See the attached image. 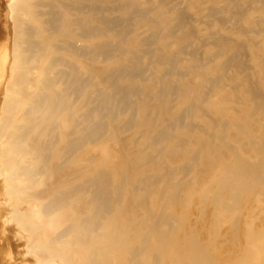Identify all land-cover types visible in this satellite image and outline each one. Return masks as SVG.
Listing matches in <instances>:
<instances>
[{"label": "bare ground", "instance_id": "bare-ground-1", "mask_svg": "<svg viewBox=\"0 0 264 264\" xmlns=\"http://www.w3.org/2000/svg\"><path fill=\"white\" fill-rule=\"evenodd\" d=\"M0 6L21 263L264 264V0Z\"/></svg>", "mask_w": 264, "mask_h": 264}, {"label": "rangeland", "instance_id": "rangeland-1", "mask_svg": "<svg viewBox=\"0 0 264 264\" xmlns=\"http://www.w3.org/2000/svg\"><path fill=\"white\" fill-rule=\"evenodd\" d=\"M0 2L2 3V0H1ZM0 7H2V6H0ZM0 9H1V8H0ZM68 30H69V29H68ZM45 40H46V39H45ZM0 50H2V49H0ZM7 50H8V49H7ZM2 51H3V50H2ZM2 51H0V54H1ZM9 54H10L9 59L11 58L12 61H11V59H10V65L7 66V71H9L10 66H11V64L13 63V60H14V56H13V58H12V57H11V56H12V55H11V51L8 50V55H9ZM8 68H9V69H8ZM3 84H4V85H3ZM3 84H0V88L4 89V87H5V90H2V89L0 90V107L3 108V110H5L4 105H6V104H4V101L6 102L5 99H6V97H7V90H6V88H7V83L3 82ZM5 84H6V85H5ZM2 86H3V87H2ZM3 91L6 93V94H5V98H4V92H3ZM3 98H4V100H3ZM2 104H3V106H2ZM1 108H0V112L2 111ZM2 112H3V111H2ZM4 112H5V111H4ZM3 114H4V113H2V114L0 113V116H3ZM126 138H127V137H126L125 135L122 136V140H125ZM0 143H1V142H0ZM108 145H109V148H110V147H112V146L114 145V142H113V141H110V142L108 143ZM0 148H1V144H0ZM0 152H1V151H0ZM0 154H1V153H0ZM0 157H1V156H0ZM0 159L2 160V157H1ZM1 160H0V161H1ZM1 166H2V163H0V169H1ZM63 176H65V175H63ZM0 177H1L0 179H2V176H0ZM61 180H62V177L58 178V179H57V182L60 183ZM1 181H2V180H1ZM1 181H0V183H1L0 187L2 186V184H3V186H4V184H5V183H2L4 180H3L2 182H1ZM53 182H55V180H54ZM55 184H56V183H55ZM5 186H6V184H5ZM5 186H4V187H5ZM54 186H56V185H54ZM4 187H1V188H3V190H2L1 188H0V189H1L2 191H4V189H5ZM51 187H52V185H51ZM7 188H8V187H7ZM6 190L8 191V189H5V192L0 191L1 193H3V194H0V195H1L0 197H2V196L4 197V196L6 195V194L4 195V193H7ZM5 212L7 213V211H4L2 214L5 215V214H6ZM4 215H3V216H4ZM6 215H7V214H6ZM3 216H2V218L5 219V218H4L5 216H4V217H3ZM0 217H1V216H0ZM0 219H1V218H0ZM3 219H2L1 221H3V223H5ZM3 223H1V225H4V230L6 229L7 234H8V236H9V235H10V232H9L7 226H6V223H5V224H3ZM1 225H0V226H1ZM5 226H6V227H5ZM4 230L2 231V226H1V227H0V232H1V234H0V235H1V236H0V239L2 240V239H4V238L6 237V241L4 240L5 243H7V242H8V243L11 242V241H8V240H11V238H12V241H15V238L13 239V237H11V236H10L11 238L8 237V239H7V234L4 233V232H6V231H4ZM2 232H3L4 237L2 236ZM1 240H0V242H1V243H0V246H1V244L3 243V244H2V245H3V248H4V247H5L6 249L9 248L8 244H6V245L4 246V242L1 241ZM11 243H12V242H11ZM14 243H15V245H16V241L13 242V244H14ZM13 244H9V245H10V250H11V252H14V250H15L16 248H19V247H20V244H19V245L16 246V248H13V247H14ZM12 245H13V247H12V249H11V246H12ZM1 247H2V246H1ZM3 248L0 249L1 252H3V251H2ZM20 249L22 250L21 247H20ZM20 249H19V250H20ZM7 250H8V251H7ZM7 250H6V251L4 250V252H5V253H6V252L8 253V252L10 251L9 249H7ZM12 250H13V251H12ZM16 250H17V251H16ZM16 250H15L16 252H14L15 256L17 255V256H16L17 258H19L18 256H21V257L23 258L24 255L22 256V252H21V251H18V249H16ZM1 252H0V253H1ZM4 252H3V255H4V257H5V260H6V258L10 260V257H12V256H9V253H10V255H11L12 253L9 252L8 254H7V253L4 254ZM20 252H21V253H20ZM16 253H17V254H16ZM20 254H21V255H20ZM0 255H1L0 257H2V258L4 259L2 253H1ZM7 255L9 256V258H8ZM12 255H13V254H12ZM21 257L19 258V261H20V259H22ZM27 258H28V257H27ZM3 259H2V260H3ZM12 259L14 260V256L12 257ZM12 259H11L10 261H9V260L2 261L1 258H0V261H2L1 263L4 262L3 264H5L6 262H7V264H16V263H17V264H19V263H20V264H23V263H21V262H23V259H22L20 262L16 259V260L18 261V262H17V261L15 260L16 263H15V261L12 262ZM28 259H29V258H28ZM8 261H9V262H8ZM1 263H0V264H1Z\"/></svg>", "mask_w": 264, "mask_h": 264}]
</instances>
